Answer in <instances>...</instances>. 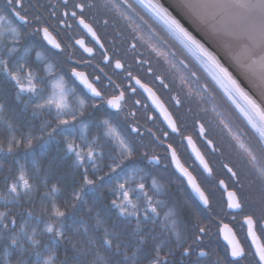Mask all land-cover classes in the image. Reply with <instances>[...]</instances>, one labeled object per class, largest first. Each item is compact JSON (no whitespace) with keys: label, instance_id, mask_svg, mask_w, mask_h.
<instances>
[{"label":"snow or ice","instance_id":"snow-or-ice-1","mask_svg":"<svg viewBox=\"0 0 264 264\" xmlns=\"http://www.w3.org/2000/svg\"><path fill=\"white\" fill-rule=\"evenodd\" d=\"M67 6L68 0H64V7L67 8ZM147 6L152 9L172 33L181 39L186 47L194 49L198 53V58L204 60L215 69L216 75H213V79L226 92L242 97L255 110L261 121V126L257 128V131L261 139H264V111H260L255 101L245 94L228 70L219 63L217 58L203 44L197 41L175 18L171 17L164 8L152 4L151 0H149ZM181 6L189 9L209 7V5L203 3V0H187ZM235 6L250 10L253 15L249 20V29L250 31L258 32L259 38L264 40V0H236ZM5 7L20 21V26L13 25L8 13L0 14V73L17 89L16 99L24 104V108H32L33 116H43L45 111L49 113L53 110L55 111V123L51 120L44 121L41 124L39 135H27L17 138L13 133L7 142V154H12L16 148L21 146L33 149L34 140L42 141L38 145L41 154H44L49 146L54 144L56 152L62 154L61 160H70L72 174L74 176L78 174L82 181L78 189H73L71 196L72 207H76L77 204H86V193L102 192L103 190L110 192L114 197L111 200V208L115 209L117 214L128 223H131L132 219L135 218V229L131 234L135 248L132 253L134 258L132 264H140L138 254L149 238L158 242L153 245L152 252L154 254L148 264H171L168 257L174 255L177 249H180L179 256L181 259H187L196 254V249L191 245L185 247L186 240L183 239L180 231L178 210L175 206H169L168 185L161 183L156 176L152 175L154 170L167 171L169 167H172L174 172L179 174L177 179L180 183L189 188L194 196L192 204L185 200V207L188 212L198 215L201 205L204 207L210 206V193H206L192 172L181 162L177 147L174 146L173 142H169L166 145L164 143L170 136L180 135L182 137L181 143L186 141L185 148H192L195 160L199 161V165L202 166L204 172L208 176L212 175V168L209 167L204 156L196 148L193 138L191 136H183L179 126L180 117L178 115L174 117L147 84L142 83L139 78L132 76L131 72H128V78L135 81V85L131 86V92L135 93L137 91L135 86L138 85L139 88L148 93L152 104L155 106L154 110L157 115L155 117L148 116L147 119L153 122L160 120V123L165 126L160 135L152 133L150 128L147 130L151 142L157 147L164 148V155L161 156L155 152L150 153L148 151L141 153L139 149L146 147V145L143 144L145 137L141 134L140 126L129 122L128 127L125 128L119 120L120 114L124 111L126 89L120 90L118 94L107 95L108 89L106 87L97 86L101 83V77L96 76L94 81L90 80L85 72L78 70L77 65L72 66L67 73L60 75L52 85V94L45 96L44 93L48 85L47 78L38 76L33 72L26 59L31 49L21 47V42L25 36L32 34L21 31L23 27L31 24L27 12L24 11V14H21L23 0H6ZM85 7L86 5L82 3L74 5V8L80 9L81 13ZM88 7H91V5H88ZM0 12H3V10H0ZM51 15H55V13ZM63 15L69 16V13L65 11ZM75 17H77V12L72 11L70 18ZM33 19L38 24L41 22L40 16H34ZM79 24L83 25L93 38H96L95 31L89 24L85 23L82 16L79 19ZM33 31L35 34H39L41 39L46 41L48 45H51L52 49H61V43L57 42L52 36L46 21L44 26L37 27ZM96 42L99 43L98 38H96ZM76 43L83 46V41L78 40ZM84 51L91 55L93 49L90 47L84 48ZM14 56L18 58L13 60ZM36 57L40 60L45 59L40 52L36 53ZM105 60H108L107 56H105ZM10 63L11 67L9 66ZM124 68L125 65L120 60L115 61V69ZM43 71L48 76L54 75L50 64H46ZM148 71H151V69H148ZM105 78L108 79L109 85L113 83L110 77ZM156 79L160 80L164 87H167L160 77H156ZM75 81H78L83 88H79ZM115 88H119V85H115ZM24 95L28 96L29 99L27 101H22V96ZM33 100L35 103H30ZM139 103V101H136V104ZM180 103L179 100H176V105H180ZM3 108V104H0V112L3 111ZM97 112L100 113L99 116L96 115ZM130 115L135 116V113H130ZM197 123L198 136L205 138L206 146L210 147L212 151H217L213 146V141L206 139L209 130L205 128L204 124ZM8 127L10 130L12 129L11 124ZM253 127H256V125L253 124ZM90 134L91 139H89ZM240 147L243 148V144ZM3 151V145L0 144V152ZM252 159L255 160V157H252ZM165 160H167V163H164ZM33 166L36 167L38 174L39 168L35 159L33 160ZM224 167L232 177L237 176V173L227 164ZM206 179L207 177H205ZM41 183L46 190L41 197L40 212L44 215H49L50 213L51 217L62 220L66 213L61 210L56 202L57 194L60 193L61 189L55 184L49 189L47 175L42 179ZM223 183L224 181L221 180L220 184ZM35 191L36 185L30 183L21 165L18 177L8 187V195L0 197V200L4 202L5 206L19 203L22 197L31 198ZM65 203L67 204L68 201H65ZM49 204L51 205L50 210ZM227 207L242 210L243 205L235 191L229 192ZM89 211H92V209L89 208ZM161 212H163L162 219L160 218ZM28 217L29 219L25 220L20 226L19 232L10 238V246H15L21 253V258L17 264H56L53 248L49 244L42 245L41 239L37 238L46 233L51 234L52 245L64 240L69 245V250H66L61 264H87L85 258L89 255H94L92 264H109L106 257L98 254V243L99 247L104 248L106 252L121 254L125 260H128V240L117 230L109 231V229L104 228L103 237L99 242L92 237H88L86 241L87 247H83L78 246V242H73L71 237L66 236L62 228L55 227L51 222H45L44 228L38 230L32 224L33 213L31 210L28 211ZM6 218H8V213L0 212V226L4 229L8 227L4 223ZM35 219L38 224L40 222L39 218ZM245 220L250 226L249 235L253 237L258 264H264V243H256L257 237L252 230L255 222L250 215L246 216ZM11 223H16L14 218L11 219ZM148 223L152 225L159 223L161 234H154V229L144 232L142 226ZM96 224L97 227H103L104 222L99 215H97ZM29 227L31 231L28 230ZM198 233L197 239L201 240L206 233L205 228H198ZM163 234L167 235L161 239L160 236ZM170 237L175 238V247L170 246ZM3 238V231H0V239ZM225 239H228V237H225ZM41 245L44 251L53 254L43 257L42 252L38 250ZM229 245L231 247L230 255L234 258L231 264H239L238 258L245 255L244 249L238 243H233L232 240H229ZM164 249H168V252L162 257ZM28 252H31L35 258L31 259L25 256V253ZM206 255L207 253L203 249L198 252L199 257ZM176 264H179V261ZM197 264H201V262L198 261Z\"/></svg>","mask_w":264,"mask_h":264},{"label":"flooded vegetation","instance_id":"flooded-vegetation-1","mask_svg":"<svg viewBox=\"0 0 264 264\" xmlns=\"http://www.w3.org/2000/svg\"><path fill=\"white\" fill-rule=\"evenodd\" d=\"M77 3L86 5L82 13L80 9L74 8ZM5 5L6 0H0V10H3L0 14L8 13L13 25L20 26V21ZM24 11L31 24L21 31L32 34L25 36L21 47L30 48L36 59L37 52L42 54L45 59L37 61L52 65L54 82L72 66L78 65V70L85 72L90 80L94 81L96 76L101 77V83L97 86L106 87L107 95L118 94L120 90L126 89L124 111L119 120L125 128L129 122L140 126L141 134L145 137L143 144L146 145L139 149L141 153L148 151L164 155V148L151 142L147 130L150 128L152 133L160 135L165 126L160 120L153 122L147 119L148 116L157 115L155 106L148 93L138 85L135 86L137 91L131 92L135 81L128 78V72L147 84L174 117H180L179 126L183 136L193 138L196 148L213 170L211 176L204 172L199 161L195 160L192 148H185L186 141L181 143L180 135L165 140V145L174 143L181 162L192 172L206 193H210V206L201 205L198 215L191 214L193 221L198 228L212 224L215 232L211 241L224 244L229 257L230 252L221 237V229L223 226L230 227L245 253L239 259V264H258L253 237L249 235L250 226L245 217L252 216L255 222L252 230L259 241L264 243V139L256 130L260 126L253 115L246 108L241 109L251 121L247 123L227 92L221 90V86L213 79L215 72L186 47L141 0H68L67 8L64 7V0H23L21 14ZM65 11L69 16L63 15ZM72 11L77 12V17L70 18ZM34 16L41 17L39 24L33 19ZM81 16L95 31L99 43L79 24ZM45 21L52 36L61 43V49H52L39 34L34 33L33 30L44 26ZM78 40L83 41V46L76 43ZM89 47L93 49L91 55L84 51V48ZM105 56L108 60H105ZM116 60H120L125 68L115 69ZM105 77H110L113 83L109 85ZM156 77H160L167 87ZM75 83L83 88L77 81ZM115 85H119V88H115ZM232 96L241 105L235 98L237 96ZM176 100L181 102L180 105H176ZM136 101L140 103L136 104ZM130 113H135V116ZM197 122L209 130L206 139L213 141L217 151H212L206 146L205 138L198 136ZM225 164L237 173L236 177L231 176ZM162 172L157 169L152 175L158 179ZM165 172L172 174L177 191L181 188L194 199L191 190L177 179L179 174L172 167ZM221 180L223 184H220ZM233 191L241 200L242 210L227 207V196ZM198 235V232L194 234L190 244L196 249L197 255L203 245V239L198 240Z\"/></svg>","mask_w":264,"mask_h":264},{"label":"trees","instance_id":"trees-1","mask_svg":"<svg viewBox=\"0 0 264 264\" xmlns=\"http://www.w3.org/2000/svg\"><path fill=\"white\" fill-rule=\"evenodd\" d=\"M31 55V56H30ZM18 57L14 56L13 60ZM28 64L31 66L33 72L38 76H44L47 78L48 85L47 90L44 93L45 96L52 94L54 79L52 76H48L43 71L45 64H41L32 55V52H28L26 57ZM12 66L11 63L9 65ZM76 84V83H75ZM77 85V84H76ZM80 88V87H79ZM17 89L13 84L6 80L2 73H0V104H3V111L0 112V144L3 145L4 151L0 152V197L8 195V187L13 183L19 175L20 166H23L24 172L29 178L30 183L36 185V191L32 194L31 198L22 197L19 203H12L5 206L4 202L0 200V212H7L8 218L5 219L4 223L8 225L7 229L0 226V231H3V239H0V264H17L21 258V253L15 246H10L11 236L17 234L20 230V226L28 217V211L31 210L33 213L32 224L37 227L38 230L44 228L45 222H51L57 228H62L65 231L66 236L71 237L73 242H78V246L87 247V238L92 237L96 241H100L103 237L104 228L109 231L117 230L123 234L128 240V260H125L121 254L114 252H106L104 248L98 247V254L106 257L109 264H132L133 246L131 234L135 229V218L132 219L131 223L126 222L122 217L117 214V211L111 208V200L114 198L107 190L97 191L95 193H86L85 200L86 204H77L76 207H72L71 196L73 189H78L82 182L80 176L73 175L70 163L71 161H62L61 153L56 152L55 145H50L48 150L41 154V150L38 147L42 141H33V149H27L23 146L16 148L12 154H7V142L11 135L14 133L17 138L21 136L32 135L36 136L40 134V127L44 121L51 120L55 123V111L51 113L45 111L43 116H33L32 108H24V104L16 99ZM29 98L27 95L22 96V101H27ZM35 103V101H30ZM96 115H100L99 112ZM12 125L10 130L8 125ZM94 132V130H93ZM46 138V137H45ZM91 139V134L89 135ZM79 142V141H77ZM35 159L39 173L37 174L36 167L33 166V160ZM106 170V169H105ZM47 175V182L49 189L53 184L61 189L60 193L57 194V204L61 210L65 211V216L62 220H57L55 217L44 215L40 212V201L45 188L41 183L42 179ZM161 183L168 185L169 206H175L178 210V216L180 220V231L182 237L186 240L185 247L191 244V238L198 232V225L192 218V213L188 212L185 207V200H188L189 204H192L193 198L187 193L183 192L180 188L179 191L175 187V180L171 173L163 171L161 178H158ZM65 201H68L66 204ZM49 210L51 205H48ZM89 208L92 211H89ZM97 215L104 222L103 227H97L96 218ZM39 218L40 222L37 224L35 218ZM15 219L16 223L12 224L11 219ZM161 219L163 218V212H161ZM143 231L148 232L154 229V234H161V226L159 223L152 225L151 223L144 224ZM206 233L203 236V245L201 249L207 252L205 258L199 257L197 254H193L187 259H181L179 256L180 249L176 250V253L169 256L171 264H231L228 250L221 242L211 241L215 229L212 224H204ZM31 231V228H28ZM86 230V233H85ZM167 234L160 236L161 239L165 238ZM218 236V234H217ZM190 237V238H189ZM41 239L42 245L49 244L53 248V252L56 256V264H61L64 260L66 250H69L67 241H60L59 243L51 244V234H44L38 236ZM196 238H194L195 240ZM172 247H175V238L170 237ZM151 238L148 239L147 243L143 246L141 252L138 254L140 264H148V261L154 254L152 248L154 243ZM42 245L38 250L42 252L43 257H47L53 253L44 251ZM168 249H164L163 255H166ZM28 258L34 259V255L31 252L25 253ZM87 264H92L94 255H89L86 258Z\"/></svg>","mask_w":264,"mask_h":264},{"label":"water","instance_id":"water-1","mask_svg":"<svg viewBox=\"0 0 264 264\" xmlns=\"http://www.w3.org/2000/svg\"><path fill=\"white\" fill-rule=\"evenodd\" d=\"M186 2L187 0H151L152 4L164 8L203 44L228 70L245 94L255 101L260 111H264V40L259 38L258 32L249 29V20L253 14L248 9L235 6L236 0H203L209 7L196 9L182 7ZM143 3L147 6L149 0H143ZM206 64L216 74L215 69ZM236 96L261 126L255 110L245 99ZM221 237L229 252V240L242 247L234 231L228 226L222 227ZM256 243H261L258 238Z\"/></svg>","mask_w":264,"mask_h":264},{"label":"rangeland","instance_id":"rangeland-1","mask_svg":"<svg viewBox=\"0 0 264 264\" xmlns=\"http://www.w3.org/2000/svg\"><path fill=\"white\" fill-rule=\"evenodd\" d=\"M196 56H197V54L192 50V49H190ZM206 64V63H205ZM221 90L224 92V88H222L221 87ZM226 91V90H225ZM227 94L230 96V100H231V102L234 104V106H235V108H236V110H238L242 115H243V117H244V119L247 121V123H251V121H250V119H248L247 117H246V114L241 110V109H244L245 108V106L242 104V102L237 98V97H235L238 101H239V103L241 104V105H239V104H237L236 103V101H235V99H234V97L232 96V94H230V93H228L227 92ZM242 106V107H241ZM254 128H256V127H254ZM257 130V129H256Z\"/></svg>","mask_w":264,"mask_h":264}]
</instances>
